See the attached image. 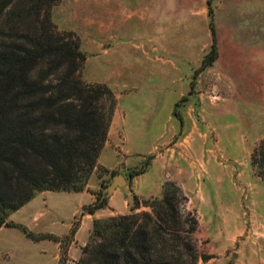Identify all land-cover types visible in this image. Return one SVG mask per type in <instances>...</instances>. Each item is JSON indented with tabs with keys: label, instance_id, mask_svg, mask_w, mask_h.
Returning <instances> with one entry per match:
<instances>
[{
	"label": "rangeland",
	"instance_id": "obj_1",
	"mask_svg": "<svg viewBox=\"0 0 264 264\" xmlns=\"http://www.w3.org/2000/svg\"><path fill=\"white\" fill-rule=\"evenodd\" d=\"M211 6L217 55L202 69L211 44L207 0H59L51 15L86 54L79 76L124 94L135 162L126 176L158 153L160 173L186 193L197 248L212 253L197 264H264V182L250 163L264 136V0ZM107 153L109 163L120 158ZM106 184L88 190L107 196ZM78 197L44 189L10 212L8 219L55 237L35 240L3 225L0 264H72L82 246L67 249L81 216L72 215Z\"/></svg>",
	"mask_w": 264,
	"mask_h": 264
},
{
	"label": "trees",
	"instance_id": "obj_2",
	"mask_svg": "<svg viewBox=\"0 0 264 264\" xmlns=\"http://www.w3.org/2000/svg\"><path fill=\"white\" fill-rule=\"evenodd\" d=\"M58 1L0 0V227H19L35 240L55 236L36 233L8 219L9 213L40 190L85 188L116 104L107 83L79 76L86 54L73 31L56 27L51 9ZM211 1V44L198 69L217 55ZM250 163L264 182V136L253 146ZM93 193L82 213L107 205V196ZM187 199L173 179L162 182L159 195L133 193L129 212L93 218L76 263L197 264L210 258L212 253L197 248L198 219L185 207ZM141 205L149 208L137 209Z\"/></svg>",
	"mask_w": 264,
	"mask_h": 264
},
{
	"label": "crops",
	"instance_id": "obj_3",
	"mask_svg": "<svg viewBox=\"0 0 264 264\" xmlns=\"http://www.w3.org/2000/svg\"><path fill=\"white\" fill-rule=\"evenodd\" d=\"M94 79V80H93ZM90 81H100L102 78L96 79L93 78ZM106 81V80H105ZM114 90V89H112ZM116 97V104L112 113V117L110 123L108 125L106 138L104 140L103 146L98 154L96 164L88 178L86 186L81 190H64L66 192H72L73 194H78V199L76 202V206L73 209V214L80 212V217L78 224L74 231V236L70 242L69 247L67 248L69 252L72 250H76L75 248H79L81 245L85 244L88 239L89 233L92 228V221L94 217H102L108 216L116 213H125L130 211V204L132 202V194L136 193L140 196H150V195H159L161 193L162 182L165 177L158 170V165L161 160L159 154H155L147 164V167L144 171L139 174H135L133 177L129 178L125 174V169H128L130 166L134 165L135 162H131L129 160V156L131 155L128 150L127 145V128H128V117L126 113V108L121 104V98L124 94L120 92L113 91ZM164 143V141H162ZM160 143V144H162ZM159 145V144H158ZM156 147V144L153 145V149L149 152H152ZM107 151H113L116 154H120V158H116V160L112 163H109L108 153ZM105 167L109 169H116V172H123L127 182L124 183L126 185H118L116 186L110 194L107 195V205L105 206L109 211H103L104 207L96 209L93 213L85 212L82 213V206L86 203H89L94 200V193L90 192L88 188H96L99 184V180L104 179V183L110 179L111 175L108 171H104L102 174L98 175L97 167ZM155 166L154 173L151 175H147L146 173ZM94 183V185H93ZM140 186H144L148 188V192H143L139 190ZM105 189V188H104ZM43 191V190H42ZM88 195V200H84V198L80 197V195ZM121 198V201L119 199ZM148 209L149 207L146 205H141L137 209ZM3 226V225H2ZM51 232V231H50ZM59 250V248H57ZM80 255V253H79ZM77 254L72 259H70V263L76 264Z\"/></svg>",
	"mask_w": 264,
	"mask_h": 264
},
{
	"label": "water",
	"instance_id": "obj_4",
	"mask_svg": "<svg viewBox=\"0 0 264 264\" xmlns=\"http://www.w3.org/2000/svg\"><path fill=\"white\" fill-rule=\"evenodd\" d=\"M127 182V179L123 172H115L111 175L110 179L107 180L106 184V195H108L116 186L122 185Z\"/></svg>",
	"mask_w": 264,
	"mask_h": 264
}]
</instances>
